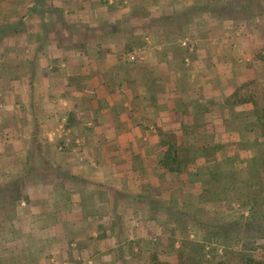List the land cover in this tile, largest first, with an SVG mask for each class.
<instances>
[{
  "label": "crops",
  "instance_id": "1",
  "mask_svg": "<svg viewBox=\"0 0 264 264\" xmlns=\"http://www.w3.org/2000/svg\"><path fill=\"white\" fill-rule=\"evenodd\" d=\"M206 1L0 0V264L162 253L164 145L238 142L264 105V40Z\"/></svg>",
  "mask_w": 264,
  "mask_h": 264
},
{
  "label": "trees",
  "instance_id": "2",
  "mask_svg": "<svg viewBox=\"0 0 264 264\" xmlns=\"http://www.w3.org/2000/svg\"><path fill=\"white\" fill-rule=\"evenodd\" d=\"M226 1L206 3L232 11ZM253 106L244 127H229L238 142H211L215 129L206 127L202 141L164 145L159 165L178 176L181 205L167 210L174 219L158 220L162 253L146 256L148 264H264V105ZM193 196L203 205L193 208Z\"/></svg>",
  "mask_w": 264,
  "mask_h": 264
},
{
  "label": "rangeland",
  "instance_id": "3",
  "mask_svg": "<svg viewBox=\"0 0 264 264\" xmlns=\"http://www.w3.org/2000/svg\"><path fill=\"white\" fill-rule=\"evenodd\" d=\"M230 1H232V0H230ZM233 1H235V2H233ZM233 1L231 2V3H233V5L230 6L233 8V10L228 11L230 9H229V7H227L228 10L225 12V14L223 12V14L226 17H229L230 19H232L234 21H236V18H237L239 20L243 19V21H246L247 23H249L248 26H251V29H253V31H257L254 33H256V34L258 33V35L260 37L259 40L263 41L264 40V0H233ZM123 3H125V2H123ZM149 3H150V1H149ZM212 7H213V9H215L218 7V4H216L215 6H212ZM236 8L242 9L240 11V13H238L239 11L235 12ZM230 34L235 35L233 32H230ZM202 202H203L202 198H200V197L196 198L195 197V199L192 203L193 208L200 207L201 204L203 205ZM234 207L237 208L238 206L236 204H233L232 208H234ZM230 213H232V211ZM230 213L227 215L229 216ZM162 219H174V218H173V216L168 215L167 217L162 218Z\"/></svg>",
  "mask_w": 264,
  "mask_h": 264
},
{
  "label": "built area",
  "instance_id": "4",
  "mask_svg": "<svg viewBox=\"0 0 264 264\" xmlns=\"http://www.w3.org/2000/svg\"><path fill=\"white\" fill-rule=\"evenodd\" d=\"M138 57H140V56H138L137 51H134V52H131V53H127V54L123 55V58L126 59L127 61H134Z\"/></svg>",
  "mask_w": 264,
  "mask_h": 264
}]
</instances>
